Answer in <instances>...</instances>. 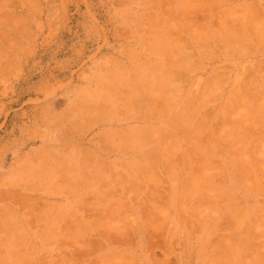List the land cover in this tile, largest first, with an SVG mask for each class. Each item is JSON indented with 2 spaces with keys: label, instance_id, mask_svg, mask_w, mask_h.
<instances>
[{
  "label": "rangeland",
  "instance_id": "obj_1",
  "mask_svg": "<svg viewBox=\"0 0 264 264\" xmlns=\"http://www.w3.org/2000/svg\"><path fill=\"white\" fill-rule=\"evenodd\" d=\"M0 264H264V0H0Z\"/></svg>",
  "mask_w": 264,
  "mask_h": 264
},
{
  "label": "bare ground",
  "instance_id": "obj_2",
  "mask_svg": "<svg viewBox=\"0 0 264 264\" xmlns=\"http://www.w3.org/2000/svg\"><path fill=\"white\" fill-rule=\"evenodd\" d=\"M250 29V28H249ZM250 32V31H249ZM256 34H258V33H256ZM258 36V35H257ZM255 37H256V35H255ZM262 38V37H261ZM263 41V40H262ZM259 43H260V41H259Z\"/></svg>",
  "mask_w": 264,
  "mask_h": 264
}]
</instances>
